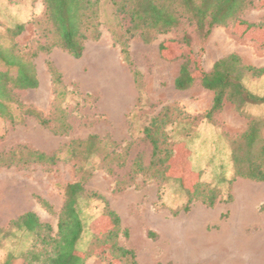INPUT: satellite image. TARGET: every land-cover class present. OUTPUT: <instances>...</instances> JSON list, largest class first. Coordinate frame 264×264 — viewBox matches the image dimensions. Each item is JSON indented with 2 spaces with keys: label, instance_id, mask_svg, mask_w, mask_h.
Here are the masks:
<instances>
[{
  "label": "rangeland",
  "instance_id": "374dc122",
  "mask_svg": "<svg viewBox=\"0 0 264 264\" xmlns=\"http://www.w3.org/2000/svg\"><path fill=\"white\" fill-rule=\"evenodd\" d=\"M253 1V7L242 13V19L264 22V0ZM42 11L41 0H0V36L5 28L23 23L24 32L15 41L21 46L31 43L35 39L33 20ZM110 12V7L103 3L100 38L86 42L80 58L75 59L60 49L33 58L38 87L17 93L19 101L49 115L55 96L47 67L51 62L68 92L63 105L71 130L66 135H55L33 118L18 113L15 114L19 118L13 124L0 120V154L24 146L46 154L56 153L61 158L52 168L38 164L0 167V230L3 232L10 220L25 212L35 213L41 222L56 229L57 213L64 200L59 186L79 179L72 163L64 160V146L72 140L97 135L121 146L132 142L129 160L141 152L146 163L149 147L140 142L142 128L163 107L177 108L182 114L198 119L189 118L184 125L176 124L169 129L174 140L185 142V147H177L172 173L181 176L187 187L198 178L215 185L219 176L232 178L228 140L246 130L248 118L264 117V105L248 106L241 115L226 103L211 121L200 119L210 108L213 94L199 85L182 91L174 88L180 61L171 58L186 49L178 44L164 51L160 48L164 41L176 37L174 33L159 35L149 44L138 38L129 41L131 61L139 74L137 83L107 27ZM0 41L6 43L5 39ZM192 51L206 71L216 60L229 54H237L246 65L264 67V30L245 32L241 26L215 27L204 41L194 40ZM245 86L264 97V79H248ZM84 168L91 171L85 187L102 195L118 214L121 227L128 232V238L120 237L119 244L133 250L139 264H247L254 256L256 259L261 256L264 182L237 178L230 185L223 183L222 198L230 194V203H217L211 208L194 203L184 212L185 196L172 182L159 190L156 183L137 177L130 186L114 191L115 177L100 167L98 158ZM40 199L48 203L51 212L41 206ZM238 208L246 210L245 219L236 218ZM100 213L97 203L85 210L86 229L92 236H85L80 247L83 251L92 249L89 243L94 241L93 235H100L107 226ZM231 232L237 234L233 241L241 248L238 252L224 243V236ZM28 246L29 238L24 232L12 231L6 236L1 233L0 264L8 255L17 256ZM186 247L194 253L193 257ZM220 254L227 258L218 263ZM14 264H20V260ZM85 264L108 262L93 254L86 258Z\"/></svg>",
  "mask_w": 264,
  "mask_h": 264
},
{
  "label": "trees",
  "instance_id": "16d2710c",
  "mask_svg": "<svg viewBox=\"0 0 264 264\" xmlns=\"http://www.w3.org/2000/svg\"><path fill=\"white\" fill-rule=\"evenodd\" d=\"M41 1L43 11L33 20L35 39L31 43L21 46L15 41L24 32L23 23L5 28L0 36V39L6 40V43L0 41L2 121L13 124L21 115L33 118L55 135H66L71 130L69 115L63 105L68 92L62 86L61 74L51 62L47 63V67L55 96L49 115H43L19 101L17 93L38 87L33 58L39 53L48 54L53 49H60L78 59L83 54L86 42L100 38L103 3L111 9L107 27L113 42L119 46L122 59L131 69L137 83L139 74L131 61L129 41L138 38L144 44H149L159 35L174 33V39L160 45L162 51L168 50L173 44L186 49L171 58L180 61L174 88L182 91L199 85L213 94L210 108L200 119L211 121L226 103L231 104L241 115L248 106L264 105V97L252 93L245 86L248 79H264V67L246 65L237 54H229L216 60L206 71L200 67L192 51L194 40L204 41L215 27L241 26L245 32L264 30V22H248L241 17L243 12L253 7V0ZM15 113L19 115L16 116ZM189 118L196 121L198 116L190 117L177 108L163 107L150 119L142 128L140 138V142L149 147L146 163L141 152L129 160L132 142L121 146L108 137L100 138L97 135L70 141L64 146V160L72 163L79 179L59 186L64 200L57 213L56 229L41 222L33 212H25L10 220L7 230H0V234L6 236L12 231L24 232L29 238V246L17 256L8 255L3 264H14L16 260H20V264H85L86 258L93 254L102 257L108 264H139L134 251L119 244V238L127 239L128 232L121 227L118 214L110 208L102 195L85 187L91 171L84 167L96 158L100 160V167L115 177L114 191L130 186L137 177H142L144 182L156 183L159 190L169 182L176 184L186 199L182 207L184 212L194 203H201L209 208L221 202L230 203V194L222 198L220 186L223 183L230 185L237 178L264 182V117H250L246 130L228 140L232 178L226 180L219 176L215 185L198 178L187 187L181 176L172 173L177 147H185V142L174 140L169 129L176 124L184 125L183 122ZM60 159V155L56 153L46 154L17 146L0 154V167L38 164L52 168ZM39 202L51 212L46 201L40 199ZM92 203L100 206V214L107 226L100 235H93L94 241L89 243L92 249L83 251L81 244L89 234L85 210Z\"/></svg>",
  "mask_w": 264,
  "mask_h": 264
},
{
  "label": "bare ground",
  "instance_id": "6f19581e",
  "mask_svg": "<svg viewBox=\"0 0 264 264\" xmlns=\"http://www.w3.org/2000/svg\"><path fill=\"white\" fill-rule=\"evenodd\" d=\"M245 197H247V196H245ZM246 207V206H245ZM247 209V208H246ZM245 211L246 210H244L243 208H238L237 210H236V212H235V216H236V218L237 219H239V220H243V219H245ZM263 231H264V223H263ZM237 237V234H236V232L235 233H233V232H231V233H228V234H226V236H224V243L225 244H227V245H229V247L230 248H236V250L237 249H241L240 248V246L239 245H237V244H235V243H237V242H235V241H233V239H235L234 237ZM262 237H263V235H262ZM178 239V238H177ZM237 240V239H236ZM180 243V242H179ZM182 245V244H181ZM232 245H235V246H232ZM178 246V245H177ZM180 246V245H179ZM183 246V245H182ZM190 246V245H189ZM191 247V246H190ZM178 248V247H177ZM186 249V251H188L189 250V248H185ZM214 249V248H213ZM223 249V248H222ZM199 250H201V249H199ZM205 250V249H204ZM209 250V249H208ZM207 249H206V251H208ZM210 251V250H209ZM205 252V251H204ZM212 252V251H211ZM237 252H238V250H237ZM240 252V251H239ZM192 257L194 256V253H190V250H189V252H188ZM261 256H258L257 257V259H256V257L254 256V258H252V260L251 261H249L247 264H264V247L262 248V251H261ZM239 255V254H238ZM241 255V254H240ZM227 257H225V256H223L222 254H220V255H218V259H217V261H218V263H219V261H224L225 259H226ZM254 259V260H253ZM257 262V263H256ZM222 263V262H221Z\"/></svg>",
  "mask_w": 264,
  "mask_h": 264
}]
</instances>
